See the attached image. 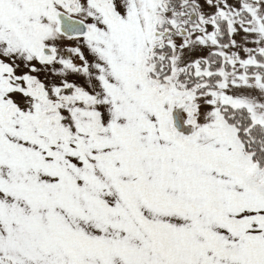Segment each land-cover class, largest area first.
<instances>
[{"label":"snow or ice","instance_id":"6c2138e0","mask_svg":"<svg viewBox=\"0 0 264 264\" xmlns=\"http://www.w3.org/2000/svg\"><path fill=\"white\" fill-rule=\"evenodd\" d=\"M0 264H264V0H0Z\"/></svg>","mask_w":264,"mask_h":264}]
</instances>
